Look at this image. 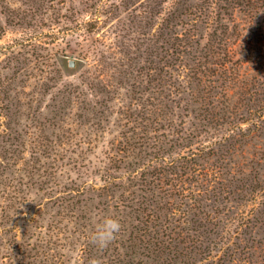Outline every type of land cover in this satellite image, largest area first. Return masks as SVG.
Returning <instances> with one entry per match:
<instances>
[{"label": "rangeland", "instance_id": "rangeland-1", "mask_svg": "<svg viewBox=\"0 0 264 264\" xmlns=\"http://www.w3.org/2000/svg\"><path fill=\"white\" fill-rule=\"evenodd\" d=\"M234 6L0 0V264L151 263L138 237L146 227L162 234L166 223L179 252L201 239L190 264H264L257 249L264 246V117L246 138L232 128L246 130L248 110L264 108L263 69L251 58L258 52L247 54L238 40L250 37L264 9L251 24ZM218 16L235 50L227 71L212 36ZM191 152L202 156L200 168L225 172L215 195L206 191L201 201L200 176L171 181L192 193L184 200L157 180ZM168 201L172 211H189L180 227L165 220ZM255 206L259 219L242 230L238 217ZM205 213L213 223L207 230L199 227ZM105 215L122 230L100 251L90 238Z\"/></svg>", "mask_w": 264, "mask_h": 264}, {"label": "trees", "instance_id": "trees-1", "mask_svg": "<svg viewBox=\"0 0 264 264\" xmlns=\"http://www.w3.org/2000/svg\"><path fill=\"white\" fill-rule=\"evenodd\" d=\"M223 1L227 5H230V3L233 2L235 4L234 7H237L242 12L249 14L251 16L250 17L251 24L254 22L252 17L255 16V15L253 16L252 13L253 12L257 13V11L264 9V0H232V1L231 0H223ZM222 9L225 11L227 10L225 5L222 6ZM221 21L222 20L219 18V16H218V19L216 21H214V23H216L217 26L214 29L212 36H213V41H214L215 45H217V46L222 45L223 46L224 55L220 59L221 60L220 61V67L223 68V71H227V70H229L227 63L230 62L227 59L230 56H233L235 54V50L230 45L231 42L228 41L229 37L226 36L228 29H229V26L227 23H221ZM254 25H255L254 30L251 32V35L249 38L247 36L242 37L240 35V37H238V40L240 42V46L244 49V51L247 54H249V53L253 54V51L258 52V54H256L254 57H251V58L254 59L256 66L261 67L263 69L262 73H260V71H259V73L261 74V78H262V77H264V19L261 21L255 22ZM252 36H254V39H251V38H253ZM243 91H245V90L243 89ZM247 92H248V90H247ZM235 106L236 105H233V107H235ZM254 110H255L254 112L251 111V108L248 110V117L245 120L246 121L248 120V123H250V122L251 123H250V126L248 128H246V130L241 129V127L239 125H234L232 127L234 131L238 132L237 135H240V136L246 138L249 135H251L254 130L261 127V123L263 122V117H264V108H260V111H258L256 108H254ZM252 116H255V118L253 119ZM251 125H253V127H254L253 129L250 128ZM231 139L235 140V136H233ZM209 153L210 152H208L207 154H209ZM196 157H202V156L199 153L191 152V154H189L188 156L181 157V160L172 161L167 165V167H163L159 170L157 180L160 181V184L166 183L167 185H171L172 191H170L169 189H166V190L164 189L165 192L170 193L171 197L175 196V197H179L180 200H184V199H189L190 198L189 195L192 194L190 191H188L189 189L183 188V186L176 188L177 186L175 184H173V182L171 183L172 180L182 182V180L186 181L187 179L192 178L191 181L196 182V181H198L197 179L199 176L202 177V179L205 182L204 185L206 186V189L202 190L201 192L199 191L196 193V197H198V199H196L195 201H197V200L201 201L202 200L201 196L203 195V193L207 194V192H211L213 195H215V193L217 192L220 185L223 184V182L221 181V180L225 179L224 178L225 172L223 173V171H222L223 167H221V166L216 167L215 165H213L212 167H209V168H200L198 162H196V159H197ZM169 175L172 178L170 180H168ZM166 181H169V183ZM227 181H229V183H230V180H227ZM260 191L264 193V186H261ZM191 200H193V198H191ZM174 204L175 203L173 201H171V202L168 201V206L164 207V208H166V210H168L170 212L168 215L167 214L165 215L166 216L165 220H166V222L170 221V223L173 220H175V222L178 223L177 226L180 227L181 226V225H179L180 222L185 223L188 220V218H186V217H187V214L189 211L184 210V209L180 210L179 207H177V208L174 207L173 209L175 211H172L171 206H174ZM176 210L177 211L179 210V213ZM258 214H259V211L256 208V206L254 208H251L249 210V212H244L242 215H240L238 217V220H237L239 228L244 230V229H247L250 226H252L253 223H255L254 221L256 219H259L258 218L259 216H257ZM205 215H206L205 216V225H201L202 221H200L199 227L205 228L207 230L206 227L208 225H210L209 222H211L212 215L208 214V213H205ZM151 221H153V220H149L146 222H151ZM144 224L146 225V223H144ZM167 224L168 223L161 225V227L164 229L162 234H161V232H159L157 230H154V233L150 232L148 230L149 227L142 229V233L138 237V240L144 244V249L148 252L146 257L148 259H152V261H153L151 263H145V264H190L189 260L192 258L191 252H193V250L192 251H189V250H191V246H195L196 248H197V246H200V243L199 244H197V243L199 241H201V239H199V237H198V239L193 237L190 240L193 243V245H191V246L186 245L183 248L185 251H188V253L179 252L177 246L173 245V242L175 241L173 233H171L173 230H171V228ZM211 224H213V223L211 222ZM206 230H204L203 232H205ZM227 233H229V231H227ZM237 234H238V232H237ZM241 234L242 233L239 232L238 235H241ZM177 235L179 237L182 236L183 239L185 238L182 233H177ZM238 239H240V237H238ZM182 242H185V241L183 240ZM187 242H189V241H186V244H187ZM221 244H222L220 246L221 251L225 249L223 252V255L230 257V254H229L230 246L227 245L226 241L225 242L223 241ZM225 246H227V247L224 248ZM246 249L247 250H246L245 254H248L250 256V254H249L250 248L247 247ZM257 249L260 251V254H261V252L264 251V246L263 245L259 246V247H257ZM190 253H191V255H190ZM180 255H183V256H180ZM223 255H221V258H219V260H218L219 262H222L223 260H225L226 257H224ZM208 256L213 257V258H215V256L217 257V255L213 256L211 253H209ZM260 257L264 258V254L260 255ZM178 259H180L181 261H177ZM129 264H131V263H129ZM138 264H143V263L140 262ZM191 264H195V263H191Z\"/></svg>", "mask_w": 264, "mask_h": 264}, {"label": "clouds", "instance_id": "clouds-1", "mask_svg": "<svg viewBox=\"0 0 264 264\" xmlns=\"http://www.w3.org/2000/svg\"><path fill=\"white\" fill-rule=\"evenodd\" d=\"M121 230L122 224L118 218L105 215L101 219L94 221L90 243L95 245L100 251H103L117 239ZM88 264H102V260L92 258L88 261Z\"/></svg>", "mask_w": 264, "mask_h": 264}, {"label": "water", "instance_id": "water-1", "mask_svg": "<svg viewBox=\"0 0 264 264\" xmlns=\"http://www.w3.org/2000/svg\"><path fill=\"white\" fill-rule=\"evenodd\" d=\"M69 65H70L71 67H73V66L75 65V61H74V60H70V61H69Z\"/></svg>", "mask_w": 264, "mask_h": 264}]
</instances>
